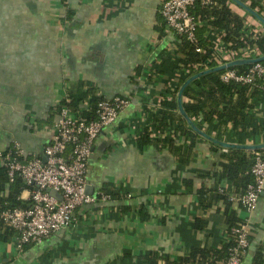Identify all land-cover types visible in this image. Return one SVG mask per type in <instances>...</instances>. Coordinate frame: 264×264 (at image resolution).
Segmentation results:
<instances>
[{
	"label": "crops",
	"instance_id": "crops-1",
	"mask_svg": "<svg viewBox=\"0 0 264 264\" xmlns=\"http://www.w3.org/2000/svg\"><path fill=\"white\" fill-rule=\"evenodd\" d=\"M162 1L0 0V151L17 143L27 159L44 160L59 102L83 83L100 98L130 100L98 135L87 163L91 194L110 190L112 199L78 208L67 229L20 250L16 234L0 232V264H144L150 254L156 264H199L200 256L220 264L230 219L248 228L242 264H264V197L250 212L230 202L236 194L219 170L224 150L251 151L226 149L195 133L191 156L181 164L159 148L158 135L143 146L137 142L160 111L161 94L171 95L186 76L166 66L177 38L160 15ZM229 7L252 32L262 30ZM203 36L214 44L217 34L207 28ZM253 120L262 133L240 143L230 125L219 136L200 130L221 142L262 144L263 100ZM173 126L164 134L171 137ZM27 198L23 191L20 199Z\"/></svg>",
	"mask_w": 264,
	"mask_h": 264
},
{
	"label": "trees",
	"instance_id": "trees-1",
	"mask_svg": "<svg viewBox=\"0 0 264 264\" xmlns=\"http://www.w3.org/2000/svg\"><path fill=\"white\" fill-rule=\"evenodd\" d=\"M241 1L264 18V6L258 0ZM231 4L234 5L229 0H212V4L208 6L196 3L191 9V13L198 19L195 42L191 43L183 36L174 34L177 38L174 53L172 58H167L166 61L170 62V65L167 63L166 66L171 72L183 71L186 76L177 82V86L171 95L161 94L160 111L153 112L150 127L145 128L141 136L137 138L140 146L150 143V138L156 134L158 136H156L155 142L159 148L167 149L181 164L188 162L196 135L177 114L176 94L180 86L190 76L214 68L223 62L218 60L215 44L203 36L207 28L216 32L217 37L220 38L224 48L228 51L249 49L253 51L255 56L264 55V27L261 26L262 30L260 31L252 32L251 28L245 24V17L230 9L229 5ZM245 15L248 16L246 13ZM196 49H199V52ZM260 63L264 66V61ZM249 67L250 65L238 66L234 69L242 73ZM221 73L205 75L192 82L185 89L182 97L184 111L193 119L194 124L199 129L209 134L211 131L219 136L230 125L231 130L237 135L239 143L245 136L255 137L261 134L263 128L254 125L253 116L256 104L263 99L262 81L256 79L251 85L234 82L222 83L218 79ZM165 97H170V99ZM100 99L93 86L83 83L73 95L63 98L57 108L72 109L79 112L85 119L90 120L95 117L97 103ZM176 119L179 120V124L173 126ZM172 126L174 129H172L171 137H163L165 130ZM252 155V153L237 150H224L222 153V159L219 163L220 175L232 183L235 196L242 195L247 186L253 182V178L249 174ZM29 190H33V187L25 186L18 176L10 182L5 168L0 165V232L3 231L4 234L10 235L16 234L4 224L1 214L6 210L27 208L30 204L29 201L21 200L20 195L23 191ZM100 193L109 195L111 199L114 196L110 190H101ZM215 199L227 200V196L216 193ZM142 210L140 209V212ZM234 225H236L235 221L230 219L227 230L230 242L225 249L226 256L233 242L230 229ZM156 261L157 255L150 254L145 257L143 263L156 264ZM198 263L208 264L203 256H200Z\"/></svg>",
	"mask_w": 264,
	"mask_h": 264
},
{
	"label": "built area",
	"instance_id": "built-area-1",
	"mask_svg": "<svg viewBox=\"0 0 264 264\" xmlns=\"http://www.w3.org/2000/svg\"><path fill=\"white\" fill-rule=\"evenodd\" d=\"M196 3L208 6L212 0H163L160 15L167 29L176 36H183L193 43L196 40L198 19L191 13ZM219 60L230 61L255 58L252 50L228 51L219 37L215 38ZM199 52V49H196ZM240 56L239 58H236ZM219 75L222 83L251 85L256 79L262 81L264 93V66L255 63L245 72L229 68ZM264 101V95L263 99ZM130 100L121 96L111 99L101 98L96 107L95 117L85 119L79 112L62 107L51 129L49 144L44 147V160L39 157L27 159L19 144L0 151V165L5 168L10 182L20 177L27 187L29 206L24 209L6 210L1 214L4 224L16 233L15 246L22 249L29 243H39L51 234L67 229L72 215L78 208L111 200L109 195L100 192L86 193V172L88 158L94 141L101 131L112 124L119 113L128 108ZM167 136L166 134L163 137ZM252 165L249 174L253 182L242 195L228 196V200L250 212L257 205L264 189V150L252 152ZM46 189L56 191L61 200L50 196ZM128 198L130 195H126ZM232 244L225 260L220 264H242L243 254L249 247V232L245 222L237 223L230 229Z\"/></svg>",
	"mask_w": 264,
	"mask_h": 264
},
{
	"label": "water",
	"instance_id": "water-1",
	"mask_svg": "<svg viewBox=\"0 0 264 264\" xmlns=\"http://www.w3.org/2000/svg\"><path fill=\"white\" fill-rule=\"evenodd\" d=\"M229 1L231 3H233L235 6H237L238 8H240L244 13L251 16L255 21H257L259 24H261L264 27V18L261 15H259L255 10L251 9L246 3L242 2L241 0H229ZM262 61H264V55L259 56V57H255V58L237 59V60L230 61L226 64L216 66L214 68H210V69L200 71V72L190 76L180 86V88L178 89V92H177L176 104H177L178 114L180 115V117L183 118V120L187 123L188 127L194 133H196L197 135L203 137L205 140H207L211 143H214L220 147H223L226 149L246 150V151H251V152L264 150V143L255 144V145H238V144H230L227 142H221V141L214 139L213 137L204 133L202 130H200L199 128H197L195 126V124L192 122L190 117L184 111L183 104H182V97H183V93H184L185 89L195 80H197V79H199L205 75L211 74V73L221 72V71H224L226 69L234 68V67H238V66L252 65L255 63H260ZM46 192L50 196L54 197L55 199H57L59 201L61 200V196L56 191H54L52 189H46ZM86 193L87 194L92 193L91 188L89 186H86ZM259 197H264V189H263V192L260 193Z\"/></svg>",
	"mask_w": 264,
	"mask_h": 264
}]
</instances>
